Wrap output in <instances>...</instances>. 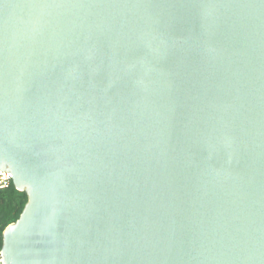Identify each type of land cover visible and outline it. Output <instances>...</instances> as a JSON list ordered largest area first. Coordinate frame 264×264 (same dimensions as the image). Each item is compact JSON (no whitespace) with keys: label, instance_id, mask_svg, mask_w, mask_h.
<instances>
[{"label":"water","instance_id":"obj_1","mask_svg":"<svg viewBox=\"0 0 264 264\" xmlns=\"http://www.w3.org/2000/svg\"><path fill=\"white\" fill-rule=\"evenodd\" d=\"M4 264H264V0H0Z\"/></svg>","mask_w":264,"mask_h":264},{"label":"trees","instance_id":"obj_2","mask_svg":"<svg viewBox=\"0 0 264 264\" xmlns=\"http://www.w3.org/2000/svg\"><path fill=\"white\" fill-rule=\"evenodd\" d=\"M27 201V192L17 189L13 182L9 187L0 190V251L4 229L19 218Z\"/></svg>","mask_w":264,"mask_h":264},{"label":"built area","instance_id":"obj_3","mask_svg":"<svg viewBox=\"0 0 264 264\" xmlns=\"http://www.w3.org/2000/svg\"><path fill=\"white\" fill-rule=\"evenodd\" d=\"M13 182V175L11 171L7 169L1 170L0 169V190L9 187ZM0 264H4L2 259V253L0 251Z\"/></svg>","mask_w":264,"mask_h":264}]
</instances>
